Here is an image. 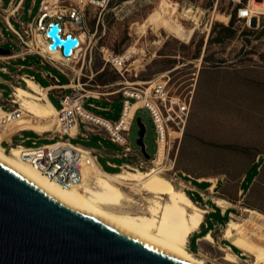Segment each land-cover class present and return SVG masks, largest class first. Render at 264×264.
Returning a JSON list of instances; mask_svg holds the SVG:
<instances>
[{"label":"rangeland","instance_id":"rangeland-1","mask_svg":"<svg viewBox=\"0 0 264 264\" xmlns=\"http://www.w3.org/2000/svg\"><path fill=\"white\" fill-rule=\"evenodd\" d=\"M26 1L17 21L12 19L20 33L37 16L42 0H35L34 4L33 0ZM49 1L53 4V13L62 12L68 18L66 10L77 0ZM237 4L238 0H105L101 4L89 3L86 8L89 35L85 63L83 67L82 61L69 66L60 65L70 77H77L71 67L82 68L80 81L86 83L83 87L94 91V94L106 93L101 94L102 99L87 98L84 105L91 112L110 120H117L121 114L119 89L124 79L111 65L105 63V49L117 55L126 54L132 49L127 60V81L169 77L171 93L187 97L192 94L185 134L181 141H174L171 151L175 164L169 161L170 169L164 175L176 186L180 185L181 179L206 182H194L198 190H205L207 183H212L208 178L215 179L218 187L212 191L206 190L207 194L212 198L220 196L227 199L236 219L248 217L264 222V14L247 26L235 15ZM10 11L0 10L4 15ZM68 26L77 28L72 21L68 22ZM0 32L3 34L0 35V47L10 51L0 55L20 53L23 49L21 40L9 29L6 20L3 22L1 18ZM31 39L32 36L28 39L25 37L26 41ZM2 60L0 67L6 66L14 74H24L32 72L28 67L38 62V57L12 59L10 64ZM20 65L25 67L19 71ZM46 66L43 69L51 71L61 83H69L63 73ZM35 77L43 85L50 83L41 74L36 73ZM0 78L4 80L0 83L3 98L9 99L12 92L10 74L0 70ZM54 83L51 81L52 85ZM22 85L26 86L25 83ZM67 91L71 92L70 89ZM56 93L53 91L49 99L59 108L60 100ZM139 119L145 127L143 141L149 157L153 158L157 149V133L153 118L146 108H140L135 114L129 132L130 145L135 151L140 148ZM23 137H29L25 141L26 146H33V141L37 145L50 142L30 131L23 132ZM20 141V137L15 138V142ZM72 142L93 148L99 164L110 172L120 171V168L109 166L108 160L117 165L130 160L105 156L102 153L104 148L114 153L122 149L110 141L99 143L95 137L91 140L72 139ZM4 145L8 146V143ZM259 156L263 160L259 163L257 175L252 182L242 184L243 173ZM253 173L255 169L251 171V177ZM245 185L246 190L243 189ZM126 190L133 194L129 188L126 187ZM136 197L141 198V195ZM193 197L197 199L195 195ZM218 217V213L208 216L207 228L202 232L213 229ZM225 224L222 222V226L217 224L214 228L217 241L222 238L221 230ZM198 236H192L193 250L197 247ZM257 244L264 253V243ZM195 254L203 258L206 264H252V261L254 264H264V259H254L245 254L242 260L246 261L238 263L234 259H223V252L210 243H207L206 250Z\"/></svg>","mask_w":264,"mask_h":264},{"label":"built area","instance_id":"built-area-1","mask_svg":"<svg viewBox=\"0 0 264 264\" xmlns=\"http://www.w3.org/2000/svg\"><path fill=\"white\" fill-rule=\"evenodd\" d=\"M103 1L105 0H77L75 4L67 8L68 18H66L62 12L56 11L53 13V4L42 0L37 16L27 23L23 33H20L6 21L9 29L21 40L23 49L20 53L7 55L8 58L3 59V62L10 64V61L15 59L13 56L25 58L28 54H34L39 56L41 64H49L63 73L68 78L69 84L72 82L77 83L75 87H68L66 84H62L59 78L52 73L43 74L44 77L51 78L55 82L53 84L55 87L48 90V86L40 84L41 88L47 89V95L51 90H55L60 100V107L56 112L58 133L55 134L52 130L39 132L42 134L50 133L51 136L50 142L41 145H37L34 141L33 146H26L18 142L11 143L6 147L8 151L11 150L12 146L20 147L18 156L23 161L33 164L47 177L55 180L65 188L82 182L85 166L94 160L97 161V157L91 148L73 143L70 139L65 138L70 136L73 130L77 132L80 124L84 125L87 130L104 133L111 142L122 148L117 155L120 158H129L130 160L121 164L119 166L120 170L124 168L131 170L148 169L155 162L160 151H162L165 162L159 165L168 169L171 166L169 161L172 160V165L175 164V157L172 159L171 151L174 141L176 139L181 141L185 134L192 107V94L187 97L171 93L168 87L169 77H158L153 80L139 82L127 81L125 73L128 71L127 60H129V57L124 56V54L117 55L109 49H105L103 51L105 63L111 65L124 79L120 82L122 86L119 89L122 98L121 114L117 120H110L85 108L84 103L87 98H100L101 94L106 95V93L97 92V94H94V91L86 89L83 87V84L86 83L80 81V75L70 77L60 64L69 66L71 63L77 64L82 61L81 67H83L87 56L86 40L87 35H89L86 8L89 3L101 4ZM252 1L238 0L237 4V17L243 20L247 26H251L256 18L264 14V7L254 9ZM69 21H72L77 28H69ZM55 22L59 24L62 39H66L68 35L78 39V43L69 50L68 54L64 52L62 45L54 49L49 47L52 39L47 35V31L50 25ZM20 24L24 26L23 22H20ZM0 35H3L2 32H0ZM29 36H32L31 41H26L25 37L28 39ZM9 52L8 50L7 53ZM57 53L60 55L59 58L54 56ZM73 67H71L72 71H74ZM2 69L10 74L12 92L9 99H4L0 90V133L9 129L15 120L32 116V113L16 99L14 91L17 85L23 87L22 83H25L24 76L35 80L34 76L19 74L18 72L11 73L6 66H3ZM18 70L20 71L21 67H18ZM68 89L71 92H68ZM135 103L140 104L130 115L132 106ZM140 108L148 109L155 123L157 149L153 158L149 157L147 146L143 141L144 136L142 137L143 144H140L138 151L133 150L129 142L130 127L136 112ZM139 123L142 124L140 119Z\"/></svg>","mask_w":264,"mask_h":264},{"label":"bare ground","instance_id":"bare-ground-1","mask_svg":"<svg viewBox=\"0 0 264 264\" xmlns=\"http://www.w3.org/2000/svg\"><path fill=\"white\" fill-rule=\"evenodd\" d=\"M252 4L260 9L259 7H264V0H253ZM131 52L132 49H129L124 56L129 57ZM54 56L59 58L60 55L57 53ZM73 69L77 75L82 74V68L74 66ZM25 83V87H15L14 96L32 113V116L15 120L9 129L0 133V159L45 192L175 250L189 261L206 264L204 259L190 251L187 245L190 235L197 231L204 221L207 209L189 196L186 191L187 183L183 179L180 185L176 186L164 175L170 167L165 169L159 165L165 162L162 151L147 170L124 168L117 172H109L94 160L85 166L82 182L67 188L47 177L33 164L23 161L18 156L20 147L12 146L8 151L2 141L11 138L18 130L31 129L36 132L52 130L55 134L58 133L57 109L48 99V88L42 89L41 85L30 77H25ZM69 85L75 87L77 83L72 82ZM139 104L135 103L132 106L130 115ZM72 134H75V130ZM126 187L133 194L127 192ZM138 194L141 198L136 197ZM214 200L223 208L231 204L220 196L214 197ZM222 236L254 259H264V253L257 244L264 243L262 220L257 221L248 217L236 219L235 215H232L223 229ZM203 240L211 244L216 243L210 232ZM221 250L228 253L226 260L231 261L237 256L228 247L221 246Z\"/></svg>","mask_w":264,"mask_h":264},{"label":"water","instance_id":"water-1","mask_svg":"<svg viewBox=\"0 0 264 264\" xmlns=\"http://www.w3.org/2000/svg\"><path fill=\"white\" fill-rule=\"evenodd\" d=\"M47 35L49 47L62 45L66 54L78 43L71 35L62 39L57 22ZM144 133L141 124L139 144ZM0 264L197 263L45 192L0 159Z\"/></svg>","mask_w":264,"mask_h":264},{"label":"crops","instance_id":"crops-1","mask_svg":"<svg viewBox=\"0 0 264 264\" xmlns=\"http://www.w3.org/2000/svg\"><path fill=\"white\" fill-rule=\"evenodd\" d=\"M35 3V0H33V4ZM3 4H4V6H3ZM27 4V1L26 0H0V10L1 11H10L11 9H12V6L14 5V7H13V9H12V11H10L9 12V14L8 15H4L2 12H0V18L3 20V22H4V19L6 20V21H8L11 25H13V27H15L14 26V24H13V22H12V19H14L15 21H17V17L19 18L20 17V15H21V12H22V10L24 9V7H25V5ZM6 7V8H5ZM40 8V7H39ZM21 10V11H20ZM17 14H18V16H17ZM3 17V18H2ZM31 22V21H30ZM2 41H5L4 39L2 40ZM27 56H37V55H34V54H28ZM26 56V57H27ZM13 57H15V59H17L19 56H13ZM25 57V58H26ZM38 57V62H36L35 64L33 63V64H31L28 68L30 69V70H32V72L31 73H24V74H27V75H29V76H34L35 77V74L36 73H38V74H41L42 76H43V78H45V79H47V80H49L50 81V83L49 84H47V85H43V84H41L40 82H38L37 80H36V77H35V80L34 81H36L39 85L41 84V85H43V86H48V89H51V88H54L55 86H53L52 84H51V81H53L51 78H46V77H44V75L43 74H48L49 72L50 73H52L51 71H49V70H47V71H45L44 69H43V67L45 68V67H47L46 65H49V64H41L40 62H39V56H37ZM6 58H8V57H6V56H3V55H0V59H6ZM20 59H22V60H25V58H23V57H19ZM1 62H3V61H1ZM50 66V65H49ZM2 67L3 66H1L0 67V70L1 71H3V72H6V71H4L3 69H2ZM19 67H21V69L22 68H24L25 66L24 65H20ZM9 70V69H8ZM7 73V72H6ZM9 74V73H8ZM19 74H21V73H19ZM25 77H28V76H24V81H25ZM1 82H4V80L3 79H1L0 78V83ZM62 84H66V86H68V87H72V86H70L69 85V83H62ZM53 91H55V90H51L50 92H49V94H48V99H49V96H50V94L53 92ZM96 99H102L101 97L100 98H96ZM104 99H106V100H110V99H108V98H104ZM50 100V99H49ZM52 103V102H51ZM52 105H53V103H52ZM54 106V105H53ZM55 107V106H54ZM56 109H58L57 107H55ZM25 131H30V132H33V133H35V134H37L39 137H41V138H43V139H47V140H50L51 141V136L49 135V134H47V133H39V132H36V131H34V130H31V129H23V130H19V131H17L16 133H14L13 134V136L11 137V138H9V139H4L2 142V144H3V146H5L4 144L5 143H8V146L11 144V143H18V142H15V138L16 137H20L21 138V141L19 142V143H23L24 145H25V141L26 140H29V137H23V132H25ZM95 137H97L98 138V142L99 143H101V142H103L104 140L105 141H110L107 137H106V135L104 134V133H100V132H96V131H94V130H92V131H90V130H87L86 128H85V126L84 125H82V124H80L79 126H78V130H77V132H75V134H71L70 136H66L65 138H68V139H70L71 141H72V139H77V138H82V139H85V140H91V139H93V138H95ZM111 142V141H110ZM74 143V142H73ZM113 143V142H112ZM33 144H34V141H33ZM76 144H79V143H76ZM79 145H81V144H79ZM8 146H5V147H8ZM83 146V145H82ZM86 147V146H85ZM90 148V147H89ZM92 149V151L94 152V154L96 155V157H97V154L95 153V150L93 149V148H91ZM102 153L105 155V156H109V157H113V158H119V159H123V158H120L118 155H117V153L118 152H116V153H114L113 151H111V152H108L107 150H106V148H104V151H102ZM97 161H98V158H97ZM126 162V161H125ZM99 163V162H98ZM124 163V162H123ZM122 163V164H123ZM107 164L109 165V166H111V167H118L119 168V166L121 165H117L116 163H114V162H111V161H107ZM101 165V164H100ZM101 167H102V165H101ZM103 168V167H102ZM104 169V168H103ZM104 170H106V169H104ZM108 171V170H107ZM110 172V171H109ZM243 179H244V177H243ZM197 180V179H196ZM202 180V179H201ZM208 180H210V181H212V183L209 185L208 183H207V187H206V189L205 190H198L197 189V187L194 185V181L193 180H188V181H186V180H184L186 183H187V186H186V188L188 189V194H189V196L195 201V202H197L199 205H202V203L204 202V205H202L203 207H205L206 209H207V212L205 213V218H204V221L202 222V224H201V226H200V228L197 230V231H195L194 233H192L191 235H190V237H189V241H188V245H187V247H188V249L190 250V251H192L193 253H201V251H203V250H206L207 249V243H209V242H207V241H205V240H203V238H204V236L208 233V232H210V233H212L213 234V236H214V228H216L217 227V224H219V226H222V222H226L227 223V221L232 217V215H234V210H232V208H231V206H226L225 208H223L222 206H220V205H218L216 202H215V200H214V197L212 198V196L211 195H209V194H207L206 193V190H210V191H212L213 189H214V187L216 188V187H218V184L217 183H215L214 181H215V179L213 180V179H209L208 178ZM198 181V180H197ZM243 181V180H242ZM198 182H200V183H202L203 181H198ZM205 183V182H204ZM242 191V190H241ZM196 196V198L197 199H194V197L193 196ZM216 197V196H215ZM213 213H218L219 214V219L217 220V221H215L214 222V228L213 229H207L206 231H204V232H202L205 228H207V217L208 216H210L211 214H213ZM226 225V224H225ZM225 227V226H224ZM224 229V228H223ZM222 231V233H223V230H221ZM194 234H199V236L197 237V241H198V244H197V247H196V249H191V239H192V236L194 235ZM215 237V236H214ZM216 239V238H215ZM205 241V242H204ZM207 242V243H206ZM230 244H229V243ZM211 244V243H210ZM213 246H215V247H217V249H219L220 251H222L221 250V246L222 247H228L229 249H230V251L232 252V253H234V254H236L237 256V258L236 257H233L232 259H234L235 260V262H240V261H244V260H242L243 259V255L245 254V255H247V256H249V257H251L250 255H248V254H246L244 251H242V249L241 248H239L236 244H234L233 242H231V241H229L228 239H226V238H224L223 236H222V238L220 239V240H216V243H214V244H212ZM237 246V248L235 247V246ZM234 246V247H233ZM223 252V251H222ZM227 255H228V253H225V252H223V255H222V258L223 259H226L227 258ZM251 258H253V257H251ZM241 259V260H240ZM252 260H254V259H252ZM246 261V260H245ZM252 264H254V261H252Z\"/></svg>","mask_w":264,"mask_h":264},{"label":"trees","instance_id":"trees-1","mask_svg":"<svg viewBox=\"0 0 264 264\" xmlns=\"http://www.w3.org/2000/svg\"><path fill=\"white\" fill-rule=\"evenodd\" d=\"M235 15L237 16V8H235ZM26 84V83H25ZM263 158L261 156H259V158L257 160H254L252 162V164L245 170V172L243 173L244 179L242 181V184L246 183H250L252 182V180L254 179V177L257 175L258 173V168L260 166V161H262ZM255 169V173H253V176L251 177V171ZM251 177V179H250ZM195 183H199L196 179L194 180ZM204 183V181L202 182ZM206 183V182H205ZM244 190H246V185L245 187H243ZM195 199V198H194ZM229 243V242H228ZM230 244V243H229ZM234 247V246H233Z\"/></svg>","mask_w":264,"mask_h":264}]
</instances>
